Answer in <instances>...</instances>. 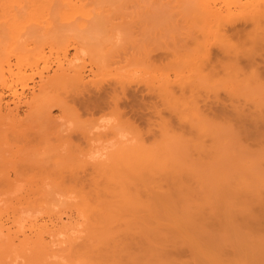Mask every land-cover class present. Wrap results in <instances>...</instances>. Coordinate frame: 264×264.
Instances as JSON below:
<instances>
[{
	"label": "rangeland",
	"instance_id": "rangeland-1",
	"mask_svg": "<svg viewBox=\"0 0 264 264\" xmlns=\"http://www.w3.org/2000/svg\"><path fill=\"white\" fill-rule=\"evenodd\" d=\"M81 2L83 4H86L83 5L81 3L82 6H85L83 7L84 11L89 13L88 14L89 16H87L88 19H82L84 17H82L80 14L77 13L76 15H74V17L69 19L70 22L67 21L68 23L73 24L70 25L65 20H63L65 19L64 16L66 13V8L65 9L63 8L64 9L63 13L61 10H59V8H55L54 10H52V12H49L50 14L48 13V15H46L48 18L45 17L44 20L49 19L48 22H53V24L60 26L61 24L62 25L65 24L66 25L65 28H67L69 25L68 27L69 29L67 28L68 30H66L63 28L64 26L63 27L61 26L62 30L60 31L58 30L57 33L56 32L57 29L54 30L55 28L53 26V30H51V34L54 33V35L56 36L51 35L50 33H48L47 36V37L50 36L49 41H53L51 43L48 42L47 39L41 41L40 38L37 41H34L38 36H40L39 34L41 33H37L38 36H35L36 34H34L33 38L32 36L31 38H29V44H30V40L36 37L33 40L34 43L31 41L32 44L28 45L30 47L26 48V52L31 48V50L27 52L28 54L26 53V56L31 57L32 62L37 57H39L40 55L42 56L43 54V57L48 59V61L51 62V65L55 67V63L57 60L55 58H57V55H59L58 53L61 52L63 48L67 47L66 49H68L69 58L77 55V58L74 60V63L76 62L77 65L80 64L81 66H84V71L86 73L85 82L87 81L89 82L87 83L88 85L86 84L87 88L84 90L80 89L81 87L76 88V86H70L67 89L68 92H64L66 94L63 93L65 89L62 91V93L61 92L55 93L54 96L56 97L59 96L58 97L59 101L61 99V101L63 102L67 98L65 100L68 105L66 106L68 107L67 111H64V109H66L65 107L63 109V107H60L58 104L56 105V103H58L56 101V103H51L52 109L49 106L51 109V116L53 117L52 121L50 122L53 123L49 122L50 123L49 124L46 123L48 121L45 122V120H41L45 122V123L43 122L42 124L39 122L40 121L39 119L37 120V122H35L38 124V125L36 124L37 126L33 124L35 125V128L39 126L41 130V132L38 133V136H40L41 134V137H38V139L40 138V141L33 145H28L26 143L25 144L28 145V151H32V153H30L31 155L30 156L28 155L31 158L30 159L28 157L30 160L35 159L36 156L38 157V158L36 157L37 160L41 159L39 157H43L42 161L39 160L41 162L39 161L37 162L38 165L35 162L37 161L36 159L34 162H30L29 160H27L28 158L26 160L29 161V163H27L26 161L24 163L18 162L17 164L16 160L18 159L17 161H19V159L23 158V156L22 158H19L22 155L20 152H19L20 153L19 156L18 153H14V152H18V151H14L17 144L11 141L13 145L11 146V143L9 142L8 145L9 144L10 145L8 146L6 145V142L3 141L5 143L4 145L3 142L1 141L4 147L9 148V150L7 149L9 153L12 147L13 151L12 150L11 151L14 153V155L17 154L18 156L17 158L15 157L13 159L11 158L12 160L10 159L11 161L15 159L14 161L16 163L15 162L14 163L17 164L15 165L13 164V162L11 163V161L10 162L8 161L9 156L5 152L7 151L6 148L2 146L0 147V152L5 153L8 158L6 160L5 158L6 155L4 156V154H1L2 157H4L3 160H6V163L3 162V160L0 158V177L2 178L5 177L6 181L5 179H3L4 181L3 182L2 179H0L1 181L0 194L3 193L0 195V200L1 198H4V200L8 198L7 200L11 202L10 203L7 200L4 201L3 199H2L3 201L0 202V204H2L0 205V212L2 214L4 213V215L2 216V221L6 223L7 227L8 226L12 227L11 231L13 232L16 231L15 229L17 228L16 227L17 225L13 224L12 220H14L15 217L18 220L19 218L17 217L19 216V214H21L22 210L24 215L23 214L20 215L21 218L20 220L21 221L23 220V222H21L20 220H18V222L20 221L22 225H26L27 227V228L25 227L26 230L29 229L28 226H30V221H29L30 219L31 221L38 220L39 223H43L46 222V220L47 221L49 220V217L52 216L53 214L52 212L53 210H51L52 208L50 209V212H48V210L46 209H49L48 208L49 206L47 208H45L44 206L45 210L43 211L44 209L43 205L40 204L42 202L39 203L37 202V200L39 201V199H43L42 196L44 194L49 195L50 191H52L51 189H53L54 187V184L60 182L61 185L72 186L75 184V181L72 180V176L69 179V176L71 175L69 171H67L68 173H65L67 175L69 174L68 176L65 175V177L67 176L66 178L68 180L64 179V175L62 174L61 175L63 177H61V179L60 178L58 179L60 174L57 175L56 169L52 166V163L54 161L52 162L51 159H47V158L45 159V157L47 156L51 158L50 157L51 155L54 156V154L60 153L62 154L60 158H62V156L64 157L67 153L71 154L73 150L75 152V153L73 152V157L76 156L77 154H80V152L81 154H83V156L84 155L87 156L90 150L89 145H91L92 140H91V136L88 135L89 133L88 134L86 133L87 131H89L90 126L95 120V117H98L101 114L107 112L108 114H114L118 116L121 120V123L126 128L130 129L133 134H135L134 136L141 134L140 136L138 135V137L143 138V140L145 139L144 142L147 141L146 145L149 147H155L162 141L163 139L162 131L164 132L165 129L167 131L166 133H168V136H171L175 141L172 145L171 151L173 150L174 152L177 153V155L179 154L177 157L179 158L181 157L180 158L181 161H185V162L190 161L191 165L195 164L194 166H198L199 168L206 166L205 169L203 168L204 172L206 169H210L208 168V166L209 165L211 166L212 160L216 159L213 156L215 152V151L213 152V149L216 150V148L218 147L217 145L219 144L223 145L222 147L224 148V150L221 147L222 153L220 151L221 155L223 154L222 160L220 161L221 159L220 156L218 161L219 163L216 162V165L215 163H212L213 165L212 167H214L213 171L216 173L214 177L215 178L218 177V179L216 178L217 181H219L220 179V183H217L220 186L217 185L216 187H219V189L224 188L226 189V191H228L229 189L227 190V188H230L232 186V188H230L229 190L231 191L232 197H229L231 196L230 192L227 193L226 191H221V193L225 192L226 195L229 194L227 196V199L229 197L228 200L227 199L225 200V197L222 196L220 198L222 200L224 199L223 201H225L223 207L222 205H220L217 199L220 201L219 195H225V194L224 193L219 194L218 192H215L216 187H214L215 188L214 192L217 193V195H212L214 193L213 191L212 194L209 193L210 191L207 190L209 187L207 189L201 187V189L204 188L205 190L203 189L202 190L203 192H201V190L199 189L200 192L198 191L197 195H201V196H200V200H197V198L199 199V197H197L195 191H197L198 188H200V186H198L200 184L197 183L200 182L205 177H207L206 173L204 174V176H201L202 178L198 176V173L194 177L193 175H190V177L189 175H187L188 177H186L185 174L186 179L184 178V180H186V182L188 183L187 185L190 187L191 190L190 191L187 188L189 190L188 195L192 196V199H190V197L187 199H190V202L191 200H195V202H197L198 205H196L195 203L194 205L193 204L194 201H192L191 202L193 204L192 207L191 206L192 204L191 203L189 204L188 202L190 208L187 207L188 209H184L185 208L184 206L187 204L185 203L184 206L183 204H181L183 203L182 200L180 199L183 198L182 195H179L180 198L178 197L181 200V203H179L180 201L178 198H176L177 199L176 200L175 198L173 199V197L172 199L174 201L176 200L177 202H174L172 200L173 202L170 203L171 199H169V196L167 197V194H165L166 198L164 196L158 198L159 199L162 198L161 200L163 201L165 199L170 201L168 203L165 200L166 202H164L163 205L164 206L166 205L168 207L166 206L163 208L161 207L162 208L161 209L160 206H158V201L160 200L159 199L157 200L156 198L157 204L155 201L154 203L157 206L156 205L154 206L156 207V209L158 207L160 208V210H158L159 208L157 209V213L158 211L161 210L164 211L166 210L167 212L165 211L166 212L165 213L161 211L160 212L161 214L160 213L158 214L159 217L157 214H154L155 216L157 215L155 217L154 215H152V212H150V214L152 215V217H154V219L151 217L150 214L148 217V215H146L148 214V212H145V214L141 213L139 215V218H141L140 216L143 217L142 220L147 218L146 220H149V222H151L150 226L155 230V232H157L156 231L157 229L158 230L157 233H159L160 237L161 236H162L161 238L165 237L162 241L160 237L157 235V233H155L156 237H153L154 230L153 232L151 231L149 232V230L146 229V231L148 230L149 233H153V235L151 234L152 236L149 235L151 239L147 237L148 240L147 239L146 240L150 242L152 241V239L155 238L157 243L161 242L160 244L163 245L158 247L157 245L159 244H157L156 242L155 244L154 243L155 239H154L152 242L154 243L155 246H157L155 248L156 249L160 248L159 249L160 251L163 249L165 250L161 252L159 251L160 253H157L155 252L157 250L154 247H152L155 249L154 251L155 253L152 251V255H151V253L148 252L153 250L152 248L151 249L148 248L151 243L147 242L148 243L147 244L146 241H143V244H141L142 238H140V235L138 237L140 238L139 240L137 239V237H135V235L139 234L138 232L144 234L148 233L145 231V227H146L145 224L143 225L145 221H142L140 219L141 220V221L139 220L140 230L139 228H137V230H139L138 232L136 230L133 231V240H134V242H132L133 245L131 243V246H129L125 250V252L120 255L122 259L118 258L121 260V261L118 260L119 264L124 261L125 262L123 264H128V263L135 264L137 260H138V264L142 262L144 263V261L147 262L144 264H159V263L164 264L165 262L163 263L160 260V258H163L162 254L165 257V260L166 261L168 260V262H170L171 264H184V263L185 264H216V262L217 264L218 263L250 264V261L251 264L252 263L258 264L257 262H259V264L264 263L263 262L264 255L261 256L259 254L260 253L259 249H261V251H264L262 249L264 248V44L254 42L257 37L256 34H259L260 30H258L259 33L257 31L256 33L255 28L259 24L254 23L257 26L253 24V22H255L256 19L259 18L260 20L259 17L260 14L255 16L258 18H253L254 16L252 17V20L255 19L254 21L246 19L248 17L250 18L251 17L250 15L245 19H243L244 17L242 16L248 15V14L245 15V12H243V10L241 9L242 5H244V3L247 2L246 0H82ZM207 8L209 10L211 8L212 10L216 8L214 10L222 11L223 14L221 13L220 20H217L216 18L214 19L212 16H209L207 14L208 11L206 12ZM240 10L242 12H240ZM22 13H24V11L19 14ZM1 14H0V28L2 29V25H4V23L6 24L7 22H5L6 21L5 15L1 17L2 16ZM229 15H232L230 16L231 19L229 18ZM28 16L29 14H27L26 12L21 16L23 17L22 19L24 22H26L30 18ZM224 17H226L225 18L226 21L224 20L225 23L222 24L224 22L223 21ZM219 21L222 22L220 23ZM262 22L263 20L260 23ZM217 24L220 26V28H222L221 26L223 25L224 27L221 30H218ZM215 29L219 31L220 36L221 35L224 36V34H221L224 31L223 33H225L227 39H229V42H231V44H229L227 40L224 41L227 42L229 45H232L230 46V48L234 47L235 48L234 51L231 48L230 52L229 51L227 52L226 47H225L226 51L224 50V46H223L224 42L222 40L226 39V36H224V38L222 37V39L221 38L219 39L222 41V42L219 41L220 44L222 43V45H220L219 42L215 40L217 39L215 35L218 34V32L215 33L216 32ZM69 30H71V32ZM117 31L123 33V39L119 45L113 42V39ZM213 32L215 33V35ZM252 37H254V39ZM41 38L44 39L46 38V36L44 37L42 35ZM224 45H226V43H224ZM43 57H39L40 66L43 65L42 62ZM120 77L122 80H125L123 87L116 84V82H118L117 80L121 81ZM36 79L38 80L37 77ZM182 82L185 83L182 84ZM30 84L31 86L33 85L31 82ZM75 90L76 92H73ZM65 96L66 98H64ZM10 97L11 96L9 95V93L5 91L4 100L10 103L12 99ZM196 105L198 106V108L195 107ZM192 106L195 107V108L193 107L194 113L196 110H198L197 113L201 112L199 115H201V119H203L204 123H206L205 126L202 122L203 130L205 128L204 132H202L201 130H200L201 132L197 131L198 124L196 123L198 122L197 120L200 118V116L198 117L197 120L193 119L196 117L194 116L192 117L191 115L193 113ZM21 107L22 109L20 110V118H24V114L26 112L27 107L24 105ZM181 115L187 116L190 119L186 118L188 121L184 120L185 117H182ZM201 119H199V121H202ZM61 120L74 122L75 127L71 130L70 134H65L64 131H62L61 124L59 123ZM208 126H213L214 128L218 127L219 129L218 128L215 129L221 131V133L217 132V134H219L220 141L218 138L216 139V142L218 143L220 142L219 144L215 145V143L213 142L214 140L211 139L213 134H211L210 131L211 129L209 130ZM206 130L209 131L206 132ZM44 132H46V134ZM30 133H32V135L35 136V134L37 133L36 129L34 128L30 129ZM42 133L45 134L44 137H42L43 136ZM220 135H222V137ZM35 138L37 139V137ZM2 139L4 138L2 137ZM65 139H67L68 141H65ZM31 141H36V140L33 139ZM198 141L200 144L204 145L201 146L199 144L202 148L206 147L205 149H207L206 150L207 153H211L210 155L207 156L202 155V152H199V150H197L198 147H196L195 143H198ZM202 141L203 143H201ZM19 146L17 148H19ZM2 148L4 149V151L2 150ZM25 149L27 148L24 146L23 149L24 151L22 152H27V150ZM217 151L219 150L217 149ZM13 153H10L11 157L14 156L12 155ZM81 154L80 156L78 155L79 156L78 160L75 159L76 157L74 158L75 161L77 160L75 162L76 166L73 164L74 160L70 161V159H68V164L72 165L71 168L73 167V169L74 168L80 169V167L78 166L82 167L80 169L82 172L80 170L78 172L80 176L76 175L75 177L76 178L78 177L80 179L82 178L81 179L82 184L87 185L91 183V180L97 177V173L94 172L95 170L93 168L91 169L92 166L91 165L89 166V164H87V161H85L86 159L85 156L83 157ZM215 154H218V152ZM23 155L25 156V154ZM186 155H187V159L185 157ZM209 157H211L212 160H209L210 159ZM246 157L249 158V161L245 163L244 160ZM24 158L22 160H25ZM84 162H86L88 168L86 167ZM33 163H35L36 165ZM62 163L63 160L60 161L61 165H63ZM82 164L85 166L86 169L83 168L84 166H82ZM244 165H246V168ZM241 167L242 168L244 167L245 169L244 170L240 169ZM71 168L69 167L67 169L70 170ZM77 169H75L76 172L78 171ZM241 170L245 171V173L243 172L242 174ZM207 171L208 170H206V172ZM210 171H208V175ZM6 172L9 174V177H7L8 174ZM199 173L200 175H202L201 174L202 172ZM245 175H248L247 178L250 179L252 178L253 180L252 183L254 184L253 186L251 185L249 187H252L253 189L252 188L248 189V185L250 181L248 182V179H246L247 181L245 180ZM7 179H10L11 181L9 183L11 184L10 186L8 185L9 181L7 182ZM62 179H64V182ZM206 179L208 180L210 178L207 177ZM207 180H206V184L209 183L211 185L212 183V187H213L214 179L212 180L211 178L209 182H207ZM222 180L234 182V184L233 183H231L232 185L227 184L230 187H226L222 185L223 183ZM145 181L147 182V180ZM150 181H148L147 183H151ZM192 181L196 184H194ZM236 181H238L239 183L238 185ZM242 181L244 184L240 183ZM138 183H140V181ZM226 183L224 184L226 185ZM47 185L49 186V188L46 187ZM240 185L245 187H239ZM36 186H41V187L36 188ZM221 186H223V188ZM237 187L239 189L241 188L240 191H238L239 189ZM35 188L37 189V191L41 189L42 194L41 193L40 194L42 196L38 195L39 191L37 193H33V191L36 190ZM46 188L48 189V193ZM244 188L245 190L247 188L248 191L247 190L245 191ZM234 189H236L238 193H236L237 191ZM193 190L195 193L193 192L191 194ZM241 191L244 192V194ZM31 192L33 194H30ZM186 192L187 190L185 191V193ZM207 192L209 193V195ZM249 192L251 193L257 192V194L259 195L258 199L256 198L257 200L252 201L249 204L250 206L247 205L249 202L247 203L248 200L246 197H249V200L251 201V198L253 199V195L251 196ZM155 193L156 192H153V197L159 196L157 195V193L156 194ZM241 193L243 196H245L247 200L246 202L243 197L241 198L244 201L242 200L239 201L238 197H240ZM36 194L38 197L36 196ZM154 194L157 196H155ZM234 194L235 195L237 194V196H235ZM247 194L249 196H246ZM33 195H35L34 198ZM47 195L44 196V199L46 201L47 199H49L48 203L49 202L51 203L50 201L51 197L50 196L48 197ZM177 196L178 195L175 194L174 197ZM25 197L27 199L28 197H30V199H28L27 201ZM214 197H216L215 198L216 200L213 199L212 201L211 199ZM230 198H233L231 199L233 201V202L231 201L233 205L231 204V206L229 207L228 201L230 200ZM18 199L21 200V201L19 200L21 203L17 201ZM236 199L238 200V207L236 206L237 205ZM33 201L35 203L34 206H36V203L38 206L36 207L30 206V203H32L33 205ZM216 201L220 205L219 207L221 209L217 208L218 204L214 206V204H216ZM16 202L18 204L17 206L16 204H13ZM160 202L162 204V201ZM6 203L13 204L12 205L13 207L9 204L7 205ZM165 203H167L168 205ZM173 203H175V205ZM177 203H179L180 205H177ZM239 203L242 205V207L240 206ZM244 203L245 206H243ZM20 204H23L24 206L23 205L21 206ZM26 204L27 206L29 205L28 208ZM171 205H173L172 206L173 208L171 207ZM181 205L184 208L180 207ZM3 206L5 207V209ZM18 206L23 207V209L21 208L22 210L20 209L19 211ZM61 206H59L61 207V209L59 210H62L61 213L64 212V214L66 213L68 215L71 214L73 217L75 216L74 213H71L72 211H70L69 208L65 210L64 208L66 207L65 204L64 205L62 204ZM175 206H179V209L181 208V210L176 212L175 208L178 207ZM198 206L201 207L202 209L198 208ZM246 206H248V209ZM24 207L27 209H25ZM30 207H32V209ZM37 208L38 209L42 208L40 209L41 212L40 210L38 211ZM17 209L18 211H15ZM195 209L196 211H194ZM29 210H31L32 212ZM35 210H36V214H35ZM171 210L173 211L174 214H172ZM189 210H191V213L189 212ZM192 210L194 213L192 212ZM24 211L25 212L27 211L26 212L27 214ZM181 211H183V213L185 214L183 215ZM187 211L188 214L186 215ZM203 211H206L208 213L205 212L203 213ZM180 212H181V216H180ZM198 212L201 216L198 214ZM169 213L172 215V216L170 215V217H172L173 219H170V217L168 216ZM219 213L222 216L219 215ZM30 214L31 216H33V218L30 216ZM66 214L64 216L65 219H66ZM202 214L204 216L206 214V216L204 217ZM209 214L211 215V217H209ZM47 215L50 216L48 217ZM164 215L169 217L168 220L166 219V217L162 218V216L164 217ZM173 215L177 216V218L179 217L178 220L176 219V217L174 218ZM197 215H199V218ZM21 216L23 217L26 216L25 219L29 217V219H27L29 223ZM193 217H195L194 220ZM200 217L202 218L200 219ZM160 219L162 221H160ZM183 219L185 220L189 219L193 221L188 220L189 222L188 224V222L183 221ZM195 219L196 220L198 219L197 221V223L199 222L198 224L195 223L196 222ZM223 219H225V222L221 224L224 221ZM17 220H14V223H16ZM156 220L162 222L161 225ZM164 220L166 223L167 221L171 220L174 225H176L174 221L176 222L181 221V222L180 225L177 223V225L179 226L177 227L174 226L170 221L173 227H176L175 230L177 231L175 232L172 225L169 222L166 224ZM141 222L143 223L141 224ZM156 222L159 223V225L156 224ZM184 223L185 225H183ZM118 225L119 224H117V226ZM191 225L193 226V228L191 227ZM150 226L148 227L151 228ZM221 226L222 227L224 226L223 229ZM118 227H119L118 229H125L124 225H123L124 228L123 227L121 228V226ZM158 227L161 228L159 229ZM170 227L172 230H174L173 233L176 234L171 233L172 230L168 229ZM225 227L228 228L225 229ZM194 228L196 229L198 228V229L196 230ZM191 229H193L192 230L193 232L191 231ZM207 229L208 232L206 231ZM233 229L234 230L236 229L235 230L236 232ZM240 229L241 232L239 231L238 233L237 230ZM160 230L165 232L164 233L160 232ZM135 231L137 233L134 234ZM167 231L170 233L168 234ZM196 233L198 236L197 238H196ZM207 233H209L208 236L211 235L210 237H212L213 235V237L216 238L211 239L210 237L205 236L207 235ZM144 234L142 236L143 238L145 237ZM198 234H200V236ZM202 236H204L205 238L203 237L204 238L203 239ZM134 237L136 239H134ZM157 238H159L160 241H158ZM189 238L190 240H193L194 238L195 243H193L194 240L192 242L189 240ZM219 238L223 242L220 241ZM166 239H168L167 246L165 242ZM213 239H215L214 242H216V244L213 242ZM217 239L219 240V242ZM205 240L207 241L205 242ZM170 241L172 242V244H170L171 243ZM211 241L213 243H210ZM217 242L219 244H217ZM221 242L222 245L220 246L221 248H219ZM207 244L209 245L212 244L210 245V247L211 246L212 247L211 248L208 247L209 245ZM197 245L200 246V248L197 247ZM214 247H216V249H214ZM141 249L143 250L141 251ZM208 249L210 250L212 249L210 252L212 251L213 252L212 253L208 252L207 251ZM256 250H258L259 256L256 255L257 254ZM128 251L130 252L129 254H131L132 256L127 254ZM145 251H147L148 253L147 252L145 253ZM196 251L199 252V254ZM169 252L172 255L173 254L174 255L170 256ZM156 253L158 255H156L155 257L153 254ZM168 253L169 255L168 257H166ZM6 256L9 259L10 255H5L4 261L2 260L3 259L2 256L0 257V261L2 260L3 262H6L7 261ZM145 256H147V258ZM208 256L211 257L212 259L210 260ZM260 256L262 260H259ZM135 257L137 259L136 261H133ZM143 257L145 258L143 259ZM149 257L151 261L148 259ZM170 258H172V260ZM147 259L149 262L147 261ZM155 259L156 260L158 259V261L159 260L160 261L158 262ZM175 260L177 262H173ZM20 262L18 264H20Z\"/></svg>",
	"mask_w": 264,
	"mask_h": 264
},
{
	"label": "bare ground",
	"instance_id": "bare-ground-1",
	"mask_svg": "<svg viewBox=\"0 0 264 264\" xmlns=\"http://www.w3.org/2000/svg\"><path fill=\"white\" fill-rule=\"evenodd\" d=\"M74 1L75 0H25V1L24 0H0V14L2 13L1 14L2 16L1 17H3V15H5L6 21L5 20L4 21L7 22L6 24L4 23V25H2V29L0 28V138H1L0 139V147L1 146L4 147V145H5L4 142H6V145H8L9 142L11 143V141H13V143L15 142V144H17V146L15 148L16 150L14 149V151H18V152H14V153H18V156L21 153L22 155L19 158H22V156H23V158L25 157L24 158L25 160H22L23 159L22 158V159H19V161H17L18 160L17 159L16 160L17 164H18V162H21V163L23 162L24 163L27 160H29L30 162H34L35 159L37 160V158H38L37 156H36L37 158L35 157V159L30 160L31 158L29 156L31 155L30 153H32V151H28V145H33V144H35V143H37V142L40 141V138L38 139V137H41V134H40V136H38V133L41 132V130H40L39 126L35 128V125L37 124L35 122H37V120H39V119H40L39 122L42 123V124H43L44 121H41V120H45V122L48 121L46 123H49L50 121H52V118L53 117L51 116V109H52L51 103H56V101H57L58 103H56V105L58 104L60 107H63V109L65 107L66 109H64V111H67L68 107H66V106H68V105H67V102L65 101L67 99L66 96L64 97L66 99L62 102L61 99L59 101V98H58L59 97L58 96L59 94L57 95L58 97L54 96L55 93H57V92H61L62 93V91L64 89L67 90L70 86H76V88L81 87L80 89H83V90L87 88V85H88L87 83L89 81L85 82L86 81L85 80V78H86L85 74L86 73L84 71V66H81L78 63L80 65L79 66V65L76 64V62L74 63V60L77 58V55L69 58V56H68L69 55V52H68V49H66L67 47L66 48H63V49L61 48L62 50H61V52L58 53L59 55L56 54L57 55V58L54 57L55 59H57L56 60V63H55V67H53L51 65V62H49L48 59H46L45 57H43V54L42 53H41L42 56L41 55L39 56V57H43V60H42L43 65L42 66L39 65V59H40L39 57H37L38 59L36 58L32 62L31 61L32 60L31 57H27L26 56V53L29 50H31V48H30L26 52V48L27 47H30L28 45L32 44L31 41L33 42V40L36 37L34 39L30 40V44H29V38H31V36L33 38V35L34 34H36L35 36H38L37 33H41V34H39L40 36H38L34 41H37L40 38L41 41L47 39V41L51 43L53 41H49L50 40V36L49 37H47V36H48V33L51 34V30H53V26L55 28L54 30L57 29L56 30L57 33H58V30L59 31L62 30V27L63 26H64L63 27L64 29H66V30L69 29L68 28L69 25H68V27H67L68 29H67V28H65L66 27L65 24L64 25L61 24V26H62L61 27L60 25L53 24V22H48L49 19L48 20L47 19L44 20L45 17H47L46 15H48L49 12H52V10H54L55 8H59V10H61L62 13H63L64 9L66 8V13H65V16H64L65 19H63L66 22L67 21L70 22L69 19H71L72 17H74V15H76L77 13L80 14L82 17H84L82 19H88L87 16H89L88 15L89 13H87L86 11H84V8L83 7H85V6H82V4H83L81 2L82 0H76L75 2ZM246 1L247 2H245L244 5H242V8L241 9L243 10V12H245V15L246 14H248V15L247 16H242V17H244L243 19H245L246 17H248L250 15L251 17L250 18L248 17L249 19L248 18H246V19L247 20H252V17L253 16H254L253 18H258V17H255V16L260 14L259 17H260V20L261 21L263 20L262 23H260L261 21L259 20V18L256 19V20L255 19L252 20V21L255 20V22H253V24L254 23L259 24L258 26L256 24H254V25L257 26L255 28L256 29L255 32L257 31L259 33L258 30H260V33L259 34H256L257 37H256L255 41L254 40L253 41L255 43H263L264 44V27H263L264 26V0H258V1L257 0H250V1L246 0ZM83 5H86V4H83ZM208 8L206 10V12L208 11L207 14L209 16H212L214 19L216 18L217 20H220L222 11H220V10H214L216 8H214L213 10L211 8L209 10ZM226 8H228V7H226ZM224 9H225V7H224ZM23 11H24V13L26 12L27 14H29L28 17H30L26 22H24L23 19H22L23 17H21L24 13L19 14V13H21ZM240 12H242V11L240 10ZM43 16H44V18H43ZM230 16H232V15H229V18H230ZM41 18H43V19H41ZM225 18L226 17H224L223 21L225 20ZM225 21L222 24H224ZM219 22L221 23L222 21H219ZM230 22H231V20H230ZM220 23H219V25H220ZM68 24H70V23H68ZM226 24H227V22H226ZM55 25H56V27H55ZM213 25H214V23H213ZM219 25H218V30H221L224 27V25L221 26L222 28H220ZM261 25H263V26H261ZM218 30L215 29L216 32L214 31L215 33L218 32V34H217L218 36L215 35V33L213 32L214 35L217 38V39H215V40H217V42L221 41V40H219L220 38L222 39V37L224 38V36H226L225 33H223L224 31L221 33V34H224V36L223 35L220 36V33H219ZM69 31L71 32V30H69ZM255 32H254V34H255ZM42 35L44 37L46 36V38H44V39L41 38ZM51 35H54V33L51 34ZM214 35H212V36H214ZM256 35H253V36H256ZM54 36H56V35H54ZM252 38L254 39V37H252ZM224 40H227L229 42V39H227V36H226V39H223L222 41L224 43H226V45H224V43H223L224 50L227 48L226 49L227 52L228 51L230 52V49L232 48V47L230 48V46H232V45H229V44H231V42H229V44H228ZM219 44H220V42H219ZM220 45H222V43ZM228 45H229V47H228ZM232 49L234 51L235 48L233 47ZM13 60H14V62H13ZM51 72H53V73H51ZM36 77L38 78V80L36 79ZM120 80L121 81L117 80L118 82H116V84H118L119 86L123 87L125 80H122L121 77H120ZM30 82L33 84L32 86H31ZM183 83H185V82H182V84ZM82 86H84L85 88L82 87ZM65 90L63 91V93L64 92H68V90L67 91H65ZM5 91L8 92L9 95L11 96L10 98H12L11 101H10V103L9 102H6L4 100V93H5ZM71 91H72V89H71ZM73 92H76V90L73 91ZM69 93H71V92H69ZM64 94H66V93H64ZM64 94H62V95H64ZM61 97H63V96H61ZM67 97H68V95H67ZM23 105L26 106L27 109H26V112L24 114V118H20V110L22 109L21 106H23ZM49 106L51 107V109H50ZM52 106H53V104H52ZM193 107L194 106H192V112H193ZM195 107L198 108L197 105ZM197 111L198 110H196L195 113L193 112L191 114L192 117L193 116L196 117V118H193L195 120H197L199 116H200L199 119H201V115H199L201 112H198L197 113ZM181 116L182 117H185L184 120H187L186 118H188L187 116H183V115H181ZM188 119H190V118H188ZM199 119L197 120L198 122L196 123V124H198L197 126L199 128V129L197 128V131H200L201 130L202 132H204L205 128L203 130V124L206 126V123H204L203 119H201L202 121H199ZM202 122H203V124H202ZM50 123H53V122H50ZM33 124H35V125H33ZM33 128L36 129L37 136H36V134L34 136V135H32V133H30V129H33ZM38 128H39V131H38ZM215 128H218V127H215ZM215 128L213 126H208V129L209 130L211 129L210 130L211 131V134H213L212 135L213 138L211 137V139L214 140L213 142L216 145V144H219L220 143V142L219 143L216 142V139L219 138V134H217V132L221 133V131L218 130L219 128L218 129H215ZM209 130H206V132H208ZM84 131H86V130H84ZM31 132H32V130H31ZM166 132L167 131L165 129H164V132L162 131L163 139L155 147H149V146H147L146 145L147 144L146 143L147 141L144 142L145 139L143 140V138L138 137V135H139L138 134V135L134 136L135 143L131 144V146H121L118 150H116L115 152H113L110 155L109 159L107 161H105V162L90 163L88 160L85 159V161H87V164H89V166L90 165L92 166L91 169L93 168L95 170L94 172L97 173V177L94 178L93 180H91V183H89L87 185L86 184H82V182H81V179L82 178L80 179L78 177L77 178L75 177L76 175H79L78 172H79V170L82 167L81 166H78V167H80V169H77V168H74L73 169V167L71 168L72 165L68 164V159H70V161H72L76 157L75 159L78 160V157L80 156L81 152H80V154H77L74 157H73L74 150H73V152L71 150V152H72L71 154L72 155L69 154V153H67V154L64 153L66 155L64 157L62 156V158H60L61 155H62L60 153L59 154L58 153L57 154H54V156L51 155L50 156L51 158H49L47 156L46 157L44 156L45 159L47 158V159H51L52 162L54 161L53 163L52 162L51 163H52V166L56 169L57 175L60 174L59 177L57 176L58 179L59 178L61 179V177H63L62 175H64V179H67L66 177L69 174L67 175L65 173H68L67 171H69V173L71 174L69 176V179L72 176V180L75 181V184L73 183L74 185H72V186L70 184H69L70 186H65V185H61L60 182H59L57 184H54L53 189H51L52 191H50V189H49V191H50L49 195L44 194L43 196L41 195L42 194L41 189L38 190L39 192L36 189L37 187H41V186H36V188H35L36 190H34L33 193H37L38 192V195H41L43 199H44V196H46V195L48 197L49 196L51 197V200H50L51 203L50 202L48 203L49 199H47V201L45 199L44 200L43 199H39V201L37 200V202H39V203L42 202L40 204L43 205V208H44V206H45V208H47L49 206L48 207L49 209H46V210H48V212H50V209L52 208L51 210H53L52 211L53 214H52V216L49 215L50 217L47 215L49 217V220L48 221L46 220V222H43V223H39L38 220H34V221L32 220L31 221V219H30L29 220L30 221V226H28L29 229H27V230L25 229L26 225H22L21 224V222H23V220L22 221L20 220L21 219L20 218V215L23 214V210H22L23 207H19L18 206L19 211L22 208L21 209L22 210L21 214H19V216L17 217V218H19L18 220L21 221V222L19 221L20 224H19L18 220L16 219V217H15L14 220H17L16 223H18L19 225L16 224V223H14V220H12L13 221V224L17 225L16 226L17 228L15 229L16 231H13V232L11 231V228L12 227H9V226L7 227L6 226V223L4 221H2V216L4 215V213L2 214L0 212V257L2 256L3 257L2 260L4 261V256L5 255H10V257L8 256L9 259L6 256V259H7L8 262L7 261L6 262H3L1 260L2 262L0 261V264H16V263L18 264L20 261H21L20 264H119L118 263V260H120V259H118V258H121L122 259V257H120V255L122 253H124L125 250L129 246H131V243L132 242H134V240H133V231L136 230L138 232L140 230V222H139V220L140 219L142 220L143 217L140 216L141 218H139V215L141 213H144L145 214V212H148V214H146V215H148V217H149L150 212H152V215H154V214H157L158 215L161 211H163V212L166 211V210L165 211L164 210H161V211H158V213H157V209L159 207L156 209V207L154 206V205L157 204L156 198H157V200L159 199L158 197H162V196H164L166 198V195L165 194H167V197L169 196V199H171V201L169 200L170 203H171V202L174 201L173 200L174 198L176 199V198L179 197V195H182L184 199L183 198H180V197L179 198L182 200L183 203H181V200L179 198L178 199L180 201L179 203L183 204V206L185 205V203L188 205V202L190 204L192 201H194L193 204L195 203L196 205H198L197 202H195V200H191V202H190V199H192V196L191 195H188L189 194L188 191L190 190V187L187 185L188 183L186 182V180H184L185 174H186V177H188L187 175H189V177H190V175H193V177H194L198 173V176L201 177V176H204V174L206 173V176L208 178H210V179L212 178V180L214 179V181H213V183H214L213 184V187H212V183H211L212 181L210 182L211 185L209 183H207L208 184V186H207V184H206V180H207L206 178L207 177H205L204 179H202L204 181V183H203V181L201 179H200L201 181L197 183V184H200V185H198V186H200V188L197 187L198 190L195 191V192H196V195H197L199 189L201 190V192H203L202 190L204 188L207 189L209 187L207 190L210 191L209 193L212 194L214 192V190H215L214 187H216L217 185H219L217 183H220V179H219V181H217L218 177H216L217 179L214 177L216 175V173L213 171V168L214 167H212L213 166L212 163H215V165H216V162L219 161V157L220 156H221L220 161L222 160L223 154L221 155V153H222L221 147L223 145H220L219 144V145H217L219 148L217 147L216 150L213 149V152L215 151L214 154H213V156L216 159L215 160L214 159L212 160L211 157H209L210 158L209 160H212V162H211V166L208 164L210 166V167L208 166V168H210V169H206V170H208V171L211 170L213 172L210 171V173L208 175V171L207 172H206V170H205V172L203 171V168L205 169L206 166L205 167H201L200 166L202 168V170H201V168H199L198 166H194L195 164L194 165H191V162L190 161L189 162L181 161V159H180L181 157L180 158L177 157L179 154L177 155L176 152H174L173 150L171 151L172 145H173V143L175 141H174V139L171 136H168V133H166ZM44 133L46 134V132H44ZM44 133H42L43 134L42 137L45 136ZM88 133H89V131H87L86 134H88ZM109 135H111V134H109ZM220 136L222 137V135H220ZM2 137L4 139H2ZM35 137H37V139ZM31 138L35 139L36 141H31V140H33ZM87 138H89V137H87ZM108 138H109L108 136H105L104 137V139H108ZM91 140H93V137H91ZM1 141L2 142L4 141L3 142L4 145L1 143ZM65 141H68V140L65 139ZM219 141H220V138H219ZM20 142H22V143H20ZM18 143H20V144H18ZM25 143L28 144V145H26ZM201 143H203V141ZM195 144H196V147H198L197 150H199V152H202V155H206L207 156V155H210L211 154V153H207V151H206L207 149H205L206 147H204V148L201 147V146H204V145L200 144L199 141H198V143H195ZM12 145L13 144L11 143V146ZM18 146H19V148H17ZM24 146L27 148V149H25V150H27V152H22V151H24L23 150L24 149ZM89 146H91V145H89ZM4 148H6V147H4ZM7 149L9 150L8 147L6 148V150ZM217 149L219 151H217ZM2 150L4 151L3 148H2ZM8 150L5 151V152L9 156L8 157L9 158V160H8L9 162L14 157L15 158L18 157L17 154L14 155V153L12 152L13 151L12 150V147H11V150L12 151L10 150V153H13L12 155H14V156L11 157L10 156L11 154L8 152ZM223 150H224V148H223ZM216 151L218 152V154H215V153H217ZM220 151H221V153H220ZM208 152H209V150H208ZM26 153H29V154H26ZM1 154H4V156L6 154L3 153V152H0V156H1L0 158L3 160L4 157H2ZM23 154H25V156ZM32 155H34V154H32ZM81 155L83 156V154H81ZM183 155H185V154H183ZM48 156H49V153H48ZM185 157L187 159V155ZM5 158H6V160L8 159L7 158V155L5 156ZM39 158H41L39 160L42 161V158L43 157H39ZM64 158H65V161H64ZM85 158H86V156H85ZM188 158H190V157H188ZM60 159L63 160V163H62L63 165L60 164V161H62ZM6 160H3V162L6 163ZM14 160L11 161V163L13 162V164H15L16 162ZM39 160H37L35 162L37 163ZM29 161H27V163H29ZM41 161H39V162H41ZM76 161L74 160V162H73L74 165H75V162ZM191 161H192V159H191ZM244 161H245V163L248 162L249 161V158L246 157ZM81 162H83V161H81ZM84 163H85V165L87 167L86 162H84ZM184 163H186V164H184ZM17 164H15V165H17ZM33 164H35V163H33ZM192 164H193V162H192ZM37 165H38V163H37ZM65 165L67 166V168L70 167L71 169L70 170L67 169ZM82 166H84V165L82 164ZM244 166L246 168V165H244ZM83 168L86 169L85 166ZM237 168H238V166H237ZM245 168L244 167L243 168L241 167L240 169H243L244 170ZM75 169H77L78 171L76 172ZM235 171H236V168H235ZM199 172H202L201 173L202 175H200ZM243 172L245 173V171H242V174H243ZM235 174H236V172H235ZM65 175H67V176L65 177ZM7 177H9V174L7 175ZM247 177H248V175H245V180L248 179V182L250 181V183H252V181H253L252 178L250 179V178H247ZM0 179H2V181H3V179H5V177H3V178L0 177ZM64 179H62L63 182H64ZM210 179H208L207 182H209ZM215 179H216L217 182L215 181ZM145 180H147V182L151 180L150 181L151 183H147ZM5 181H6V179H5ZM139 181H140V183H138ZM194 181H196V180H194ZM197 181H198V179H197ZM7 182H8V185L10 186L11 185V184H9L11 182L10 179H7ZM69 182H70V180H69ZM222 182H221L222 185L223 186H226V187H230L229 185H232L231 183L234 184V182H229V181H224V180H222ZM236 182H237V185H238L239 184L238 181H236ZM201 183H202V185H201ZM224 183H226V185ZM240 183L242 184L243 181L240 182ZM250 183H249V185L247 184L248 185V189L249 188H252V187H249V186H251V185L253 186V184H254V183H252V184H250ZM194 184H196V183H194ZM227 184H229V185H227ZM223 186H221V187L223 188ZM245 186H246V184H245ZM245 186L240 185L239 187H245ZM46 187L49 188L48 185ZM201 187H204V188L201 189ZM210 188H211V190H210ZM230 188H232V186ZM230 188H227V190L228 189L230 190ZM217 189H218V191H217ZM223 189H221V188L219 189V187H216L215 192H218L219 194H223L224 193L225 195H219L218 194L220 196L219 199L222 196V197H225V200H226L227 199V196L229 194L226 195L225 192H222L221 193V191H226V189H224V190ZM240 189L238 191H240ZM248 189L246 188L247 191H248ZM186 190H187V192L185 193ZM229 190L226 191V192L227 193L230 192V195H231V191H229ZM234 190H236V189H234ZM244 190H245V188H244ZM238 191L236 193H238ZM153 192H156L157 195H159V196L155 195L156 194L155 193L154 195L157 196V197H153ZM193 192H194V190L191 192V194ZM254 192H252V193L249 192L251 194V196L253 195V199L251 198V201L249 200V197H246L247 200H248L247 201L246 198H245V196L242 195V193L244 194V192L241 193L242 196L239 194L240 195V197H238L239 198V201L242 200L241 197H243L245 199V202L246 201H247V203L249 202L248 204L247 203L246 204L248 206H250L249 204L252 201L257 200L258 197H259V195L257 194V192L256 193H254ZM33 193L31 192L30 194H33ZM45 193H46V191H45ZM47 193H48V189H47ZM209 193H208V195H209ZM214 193L212 195H217V193H215V194ZM1 194H3V193H1ZM172 194L174 196H175V194L178 195V196L177 197H174ZM211 194H210V196H211ZM34 196L35 195H33V198H34ZM36 196H37V194H36ZM41 196H40V198H41ZM200 196L201 195H197V197H199V199L197 198V200H200ZM235 196H237V194ZM246 196H249V195L247 194ZM26 197H25V199L28 201V199H30V197H28V199ZM172 197H173V199H172ZM189 197H190V199H187ZM229 197H232V195L229 196ZM229 197H228V199H229ZM154 198H155V200H154ZM215 198L216 197H214L212 199L210 198V199L213 201V199L216 200ZM217 198H218V196H217ZM2 199L4 200V198H1L0 202L3 201ZM7 199H5V200H7ZM161 199H159V200L162 201V204H161L160 201H158V206H160V208L161 207L163 208V207L166 206V205L164 206L163 203L166 202V201L169 203V201L166 200V199H165L166 201L165 200L163 201ZM201 199H203V198H201ZM231 199H233V198H230V200L228 201L229 207L231 206V204L233 205V203H232L233 201ZM19 200L20 199H18L17 201L20 202L21 200L20 201ZM176 200L174 202H177ZM221 200L222 199H220V201H219L217 199V201L220 203V205L223 206V204H224L225 201H223L224 199L222 201ZM154 201L156 202V204L154 203ZM217 201H216V204H214V206L218 204ZM242 201H244V200H242ZM8 202H10V201H8ZM229 202H231V203H229ZM236 202H237L236 203L237 204L236 206L238 207V200L237 199H236ZM25 203H26V201H25ZM44 203H46V204H44ZM179 203H177V205H180ZM6 204L8 205L9 203H6ZM13 204H16V206L18 205L17 202L16 203H13ZM13 204H9V205L12 206ZM27 204H26V206H27ZM62 204L63 205L64 204L66 205V207H64L65 210L69 208L70 211H72L71 213H74L75 216L73 217L71 214L68 215V214L65 213L66 214V219H65L64 218V216H65L64 212L61 213L62 210H59V209H61V207H63V206H61ZM165 204H167V203H165ZM173 204L175 205V203H173ZM193 204L191 205L192 207H193ZM0 205H2V204H0ZM20 205L22 206L23 204H20ZM34 205H35L34 201H33V205H32V203H30V206H32V207ZM187 205L184 206L185 208L182 205L180 207H182L184 209L190 208L189 207L190 205H188V206ZM201 205H199V206H201ZM212 205H213V203H212ZM220 205L219 204L217 205L218 206L217 207L218 209H221L219 207ZM36 206H38L37 203H36ZM36 206H34V207H36ZM59 206H61V207H59ZM172 206L173 205H171V207ZM199 206H198V208L202 209ZM240 206L242 207L241 204H240ZM243 206H245V203H244ZM248 206H246L247 209H248ZM28 207H29V205L27 206V208ZM32 207H30V208L32 209ZM39 207H42V206H39ZM166 207H168V206H166ZM175 207H178V208H175L176 212L179 211V210H181V208L179 209V206H175ZM225 207H226V204H225ZM27 208H25V209H27ZM45 208L43 209V211L45 210ZM55 208H56V210H55ZM160 208L158 210H160ZM4 209H5V207H4ZM40 209H42V208H39V209L37 208L38 211ZM184 209H182V210H184ZM192 209H194V208H192ZM10 210H12V209H10ZM65 210H63V211H65ZM168 210H170V209H168ZM210 210H208V211H210ZM242 210H244V209H242ZM15 211H18V209L15 210ZM29 211H31V210H29ZM194 211H196V209ZM219 211H221V210H219ZM40 212H41V210H40ZM153 212H155V213H153ZM181 212L183 213V211H181ZM181 212H180V216H181ZM189 212L191 213V210H189ZM192 212H193V210H192ZM204 212L205 213H208L206 211H203V213ZM215 213H217V212H215ZM220 213H219V215H221ZM35 214H36V210H35ZM172 214H174L173 211H172ZM184 214L185 213H183V215ZM187 214H188V211H187L186 215ZM198 214H199V212H198ZM152 215H151V217H152ZM165 215H164V217L162 216V218H165L166 217V219L168 220V218L170 217L171 214L169 213V215H168L169 217H167ZM176 215H177V213H176ZM178 215H179V212H178ZM199 215H197L198 218H199ZM244 215H246V214H244ZM30 216H31V214H30ZM173 216H174V218L176 217V219L178 220L179 217L177 218V216H175V215H173ZM205 216H206V214H205ZM21 217H23V216H21ZM31 217L33 218V216H31ZM158 217H159V215H158ZM209 217H211L210 214H209ZM23 218L25 219L26 216H24ZM37 218H38V216H37ZM152 218L154 219V217H152ZM194 218L195 217H193V220H194ZM201 218L202 217H200V219ZM6 219H5V221H6ZM27 219H29V217ZM27 219H25V220L27 221ZM146 219L147 218H145L144 220H142V221H145V222L144 223L141 222V224L143 223V225L145 224V226L148 227V226L151 225V222H149V220H146ZM170 219H173V218L170 217ZM188 220L183 219V221H187V222H188ZM193 220H189V221H193ZM203 220H205V219H203ZM223 220L224 221L221 224H223L225 222V219H223ZM29 221H27V222L29 223ZM156 221H158V220H156ZM160 221H162V220L160 219ZM160 221H158V222L161 225L162 222H160ZM170 221H167V223L168 222L170 223ZM195 221H196L195 222L196 224L199 223V222L197 223L198 219L197 220L195 219ZM120 222H122V223H120ZM164 222H165V220H164ZM174 222H175L176 225H174L173 222H172V224L174 226L179 227L177 225V223L180 225V222L181 221L180 222L174 221ZM159 223L156 222V224H158V225H159ZM185 223L183 225H185ZM201 223H202V220H201ZM23 224H25V223H23ZM117 224H119L118 226H121V228L124 225L125 226V229H118L119 227L117 226ZM188 224H189V222H188ZM173 225H172V227H173ZM146 227H145V231H146V229H148L149 232L150 231L153 232L154 229L151 226H150L151 228H149V227L146 228ZM191 227L193 228L192 225H191ZM223 227H222V229H223ZM228 227H225V229H227ZM233 227H234V224H233ZM137 228H139V230H137ZM173 228L175 230L176 227H173ZM168 229H171V227L168 228ZM194 229H196V228H194ZM148 230L146 232H148ZM161 230H160V232H163ZM174 230L171 231L172 234H176V233H173ZM192 230L193 229H191V231ZM136 231L134 232V234L137 233ZM141 231H142V229H141ZM156 231L158 232L157 229H156ZM176 231L177 230H175V232ZM206 231L208 232V229ZM239 231L241 232V229L240 230H237L238 233H239ZM149 232L146 233V234L141 233V232H138L139 234L135 235V237H137L138 240L140 238H142L141 244H143V241H146V243L147 242L148 243H151L150 246L148 247L149 249H151L152 247L155 248L157 246L158 247L159 246H163L162 244H160L161 242L160 243H157L155 238H154L155 239L154 243L156 242L157 244H159L157 246H155L154 243L152 242L154 239H152V241H150V242L147 241L148 240L147 237H149V239H151L149 235H151V234L153 235V233L155 235V233H157V232H155V230H154L153 233H149ZM169 233L170 232H168V234ZM189 233H191V232H189ZM143 234H144V236L146 238L145 237L144 238L142 237ZM185 234H187V233H185ZM200 234H198V235L200 236ZM208 234L209 233H207V235H205V236H208ZM139 235H140V238H138ZM154 235H153V237H156V235L155 236ZM157 235L160 237L159 233H157ZM210 236H208V237H210ZM135 237H134V239H136ZM161 237H160V239L163 241V239L165 237H163V238H161ZM197 237L198 236H197V233H196V238ZM203 237L204 236H202V238ZM168 238H169V236H168ZM174 238H176V237H174ZM210 238L212 239V238H216V237H213V235H212V237H210ZM143 239H145V240H143ZM157 240L160 241L159 238H157ZM167 240L168 239H166V241H165L166 242V246H167ZM189 240H190V238H189ZM193 240H194V238H193ZM193 240H190V241L193 242ZM214 240L215 239H213V242H214ZM219 240L222 241L220 238H219ZM219 240H218V242H219ZM206 241L207 240H205V242ZM213 242L211 241L210 243H213ZM218 242H217V244H219ZM222 242L219 245V248H221L220 246L222 245ZM152 243H153V245H152ZM193 243H195V240H194ZM199 243H201V242H199ZM214 243L216 244V242H214ZM170 244H172V242ZM132 245H133V243H132ZM207 245H209V244H207ZM210 245H212V244H210ZM210 245L208 247H210ZM192 246H194V245H192ZM195 246H196V244H195ZM216 246H218V245H216ZM197 247L200 248V246H198V245H197ZM154 248H152L153 250L148 251V252L151 253V255H152V251L154 252L155 249H156V248L155 249ZM192 248H195V247H192ZM159 249L160 248L156 249L157 251H155V252L160 253L161 251L165 250V249H163V247H162L163 250L160 251ZM214 249H216V247H214ZM223 249H224V247H223ZM262 249L264 250V248H262ZM142 250L143 249H141V251ZM211 250L208 249L207 251L210 252ZM259 250H260V253L258 252V250H256V252H257L256 255L259 256V254H260L261 256H263L264 255V251H261V249H259ZM146 252L147 251H145V253ZM164 252H162V253H164ZM212 252H210V253H212ZM129 253L130 252L128 251L127 254H129ZM157 253L156 254H153V255L156 257V255H158ZM169 253L167 254L166 257H168ZM197 253L199 254V252H197ZM129 255H131V254H129ZM173 255L170 253V256H173ZM261 256H260V259L259 260H262L261 259ZM145 257L147 258V256H145ZM145 257H143V259ZM158 257H161V256H158ZM162 257L164 259L163 258H160L161 262H163V263L165 262L166 264L167 263L168 264H171L170 262H168V260L167 261L165 260V257H164L163 254H162ZM208 258H210V260L212 259L209 256H208ZM136 259L137 258L135 257V259L133 261H136ZM148 259L150 260V257ZM148 259H147V261H148ZM167 259H169V258H167ZM170 259L172 260V258H170ZM263 259H264V257H263ZM129 260H131V259H129ZM129 260H128V262H129ZM176 260H178V259H176ZM176 260L173 261V262H177ZM248 260H249V258H248ZM156 261H158V259ZM256 261H258V260H256ZM124 262H122L120 264H123ZM136 263L138 264V260L136 261ZM144 263H147V262L144 261ZM144 263L142 262V263H139V264H144ZM209 263H211V262H209ZM257 263L259 264V262H257ZM159 264H161V263H159ZM216 264H217V262H216ZM218 264H220V263H218ZM250 264H251V261H250ZM252 264H255V263H252ZM262 264H264V263H262Z\"/></svg>",
	"mask_w": 264,
	"mask_h": 264
},
{
	"label": "clouds",
	"instance_id": "clouds-1",
	"mask_svg": "<svg viewBox=\"0 0 264 264\" xmlns=\"http://www.w3.org/2000/svg\"><path fill=\"white\" fill-rule=\"evenodd\" d=\"M122 39L123 33L117 31L113 42L119 45ZM59 123L65 134H70L75 127L74 122L71 121L61 120ZM89 135L93 137L90 150L86 156L90 163L105 162L121 146H131V144L135 143L132 131L121 123L118 116L107 112L95 117L94 122L90 126ZM105 136L109 138L104 139Z\"/></svg>",
	"mask_w": 264,
	"mask_h": 264
}]
</instances>
